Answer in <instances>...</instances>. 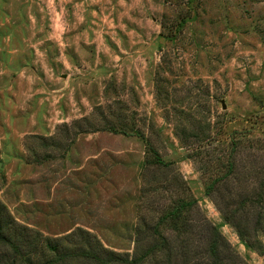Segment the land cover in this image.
<instances>
[{
	"label": "rangeland",
	"instance_id": "rangeland-1",
	"mask_svg": "<svg viewBox=\"0 0 264 264\" xmlns=\"http://www.w3.org/2000/svg\"><path fill=\"white\" fill-rule=\"evenodd\" d=\"M148 145L167 166L143 170ZM256 166L264 0H0V202L30 237L87 231L131 258L139 221L184 199L200 252L215 226L264 264V197L247 248L216 193L240 199Z\"/></svg>",
	"mask_w": 264,
	"mask_h": 264
},
{
	"label": "trees",
	"instance_id": "trees-1",
	"mask_svg": "<svg viewBox=\"0 0 264 264\" xmlns=\"http://www.w3.org/2000/svg\"><path fill=\"white\" fill-rule=\"evenodd\" d=\"M189 136L188 134L180 137V140L188 141ZM147 153L150 156L145 157L144 171L149 165H168V161L160 158L152 146L148 145ZM151 154L154 157H151ZM232 163L226 165L223 174L207 184V193L228 182L227 175L233 173ZM251 176L254 180L251 184L255 187L252 185L250 191L238 200H227L222 192H216L222 203L223 218L235 228L247 248L253 247L250 236L257 231L249 230L245 218L247 210L255 211L258 215L263 213L264 170L261 166H256ZM191 203L193 202L179 199L164 208L154 222L140 220L143 226L136 228L138 251L131 258H123L118 252L105 248L87 231L71 233L65 240L63 237H44L40 242L36 235L30 237L27 227L8 219L5 207L0 202V240L7 244L10 250L5 261L6 264H70L74 259H81L85 264H246L231 249L215 226H210L204 250L200 252L196 248L195 232L191 230L192 221L189 217ZM257 221L259 222L260 218Z\"/></svg>",
	"mask_w": 264,
	"mask_h": 264
}]
</instances>
